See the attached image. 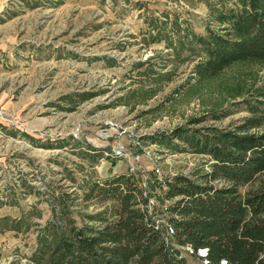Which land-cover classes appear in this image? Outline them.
Here are the masks:
<instances>
[{"label":"rangeland","instance_id":"rangeland-1","mask_svg":"<svg viewBox=\"0 0 264 264\" xmlns=\"http://www.w3.org/2000/svg\"><path fill=\"white\" fill-rule=\"evenodd\" d=\"M238 2L0 0V217L10 218L0 220V264H34L51 191L80 223L106 207L83 198L84 180L134 169L161 181L209 169L205 156L142 137L196 116L225 128L248 114L243 99L264 85V61H238L197 81L204 53L179 44L218 30V13ZM83 91L92 95L82 100ZM222 110L229 114L214 119ZM86 144L101 155L93 163L82 156Z\"/></svg>","mask_w":264,"mask_h":264},{"label":"trees","instance_id":"trees-1","mask_svg":"<svg viewBox=\"0 0 264 264\" xmlns=\"http://www.w3.org/2000/svg\"><path fill=\"white\" fill-rule=\"evenodd\" d=\"M238 3L218 13V30L180 41L204 53L194 69L197 81L238 61H264V0ZM91 95L78 94L82 100ZM243 104L248 114L225 128L203 125L201 115L142 137L171 152L205 156L209 169L196 176L175 173L160 181L148 172L144 180L133 169L84 180L83 198L106 207L85 213L80 223L64 195L51 191L52 218L37 225L34 264H189L192 256L203 264H264V85ZM228 114L212 112L214 119ZM86 145L82 156L93 163L101 155ZM205 248L204 256L199 250Z\"/></svg>","mask_w":264,"mask_h":264},{"label":"built area","instance_id":"built-area-1","mask_svg":"<svg viewBox=\"0 0 264 264\" xmlns=\"http://www.w3.org/2000/svg\"><path fill=\"white\" fill-rule=\"evenodd\" d=\"M190 251H192V249H190ZM199 252H200L201 255L205 256L207 254V249L206 248L205 249H200ZM205 262H207V261L205 260Z\"/></svg>","mask_w":264,"mask_h":264}]
</instances>
